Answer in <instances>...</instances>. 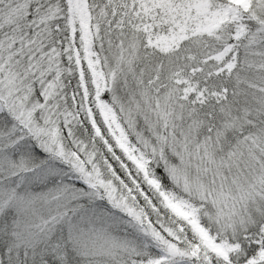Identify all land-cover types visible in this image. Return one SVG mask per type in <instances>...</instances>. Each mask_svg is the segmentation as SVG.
Listing matches in <instances>:
<instances>
[{
	"label": "snow or ice",
	"instance_id": "1",
	"mask_svg": "<svg viewBox=\"0 0 264 264\" xmlns=\"http://www.w3.org/2000/svg\"><path fill=\"white\" fill-rule=\"evenodd\" d=\"M0 264H264V0H0Z\"/></svg>",
	"mask_w": 264,
	"mask_h": 264
}]
</instances>
